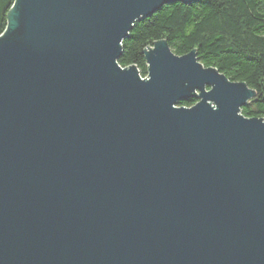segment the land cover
<instances>
[{"label": "water", "instance_id": "1", "mask_svg": "<svg viewBox=\"0 0 264 264\" xmlns=\"http://www.w3.org/2000/svg\"><path fill=\"white\" fill-rule=\"evenodd\" d=\"M199 0H14L0 36V264H264L256 92L134 25ZM198 101L193 107L180 103Z\"/></svg>", "mask_w": 264, "mask_h": 264}, {"label": "trees", "instance_id": "2", "mask_svg": "<svg viewBox=\"0 0 264 264\" xmlns=\"http://www.w3.org/2000/svg\"><path fill=\"white\" fill-rule=\"evenodd\" d=\"M14 0H0V36ZM166 41L178 56L196 51L199 63L216 68L231 82L245 83L256 96L241 109L249 119L264 120V0H199L170 4L137 22L123 42L122 68L136 66L147 76L146 49ZM198 101L183 102L191 108Z\"/></svg>", "mask_w": 264, "mask_h": 264}, {"label": "rangeland", "instance_id": "3", "mask_svg": "<svg viewBox=\"0 0 264 264\" xmlns=\"http://www.w3.org/2000/svg\"><path fill=\"white\" fill-rule=\"evenodd\" d=\"M145 79V78H144Z\"/></svg>", "mask_w": 264, "mask_h": 264}]
</instances>
